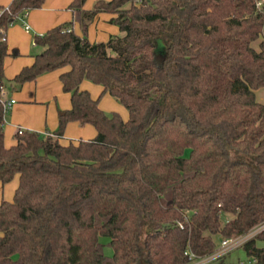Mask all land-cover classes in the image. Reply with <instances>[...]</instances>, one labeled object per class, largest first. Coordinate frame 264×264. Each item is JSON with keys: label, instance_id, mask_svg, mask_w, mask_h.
Instances as JSON below:
<instances>
[{"label": "trees", "instance_id": "obj_1", "mask_svg": "<svg viewBox=\"0 0 264 264\" xmlns=\"http://www.w3.org/2000/svg\"><path fill=\"white\" fill-rule=\"evenodd\" d=\"M43 1L0 12L2 87L6 31ZM84 1L68 6L82 35L72 23L35 35L41 51L10 80L66 68L71 106L58 130L16 132L5 147L0 101V182L18 175L13 200L0 202V264H193L216 251V236L257 229L241 247L264 264V0ZM99 12L123 36L89 42ZM83 80L128 119L103 112ZM69 121L95 136L61 144Z\"/></svg>", "mask_w": 264, "mask_h": 264}, {"label": "crops", "instance_id": "obj_2", "mask_svg": "<svg viewBox=\"0 0 264 264\" xmlns=\"http://www.w3.org/2000/svg\"><path fill=\"white\" fill-rule=\"evenodd\" d=\"M11 1L12 0H0V12L3 8L7 7ZM70 2H71V0H44L42 5L39 8L32 9V10L28 11L26 16L24 17L26 24L29 26L28 30H25L23 25L19 26L16 23H12L11 25H9V27L6 31L7 55L3 59V78H4L3 82H4V86L3 87L0 86V100H9V99L14 100L16 93L18 91H22V89H24L26 85H29L28 86V87H30V93L29 94L31 95L32 99H34L35 101L39 97L41 98L42 94H47V91L45 90V88H43V92H42V85H40L41 84L40 80L42 79V77H39L38 79L33 80L34 83L31 82L30 84H28L25 82V83H22L21 85L13 84L10 80H12V78L23 67L31 65L33 60H34V55L41 51V48L39 46L35 45V43L33 41V37L35 35H42L44 32H46L50 28L55 27V26L60 25V24H66V23H72L71 27L74 30V32L78 35H81L79 24H78V22L73 20L72 12L68 8ZM98 15L99 14H96L94 16L93 20L90 22V23L95 22V29L96 30L103 31L105 34H109V37L113 36V35L123 36L124 33L121 32L118 28L116 30V26H113L112 24H110L109 23L110 21L107 22L108 21L107 19H106L107 21L104 20L105 18H107V16L98 17ZM113 16H114L113 14L109 13L108 19L112 18ZM17 39H22L24 41V45L25 44L29 45V46H27L28 47L27 50H32V51L31 52L29 51V53L27 55H25L26 53H24V51L21 50L20 45L17 44V42H16ZM11 51L14 52L15 54H13ZM10 52H11V54H9ZM56 70L58 71V78H59L60 73L63 72L64 70H66V68H61V69H56ZM59 83H60L59 85H61L60 80H59ZM83 84L85 86H87V84H85V82L83 80L80 84V89L86 90L83 87ZM31 85H33V86H31ZM58 87L59 86L56 84L55 88L57 90L53 91L52 97L49 98L48 99L49 101L46 103L48 112H50V109L52 108V112H53L52 114L53 115H55V114L59 115L60 110H67L68 109L67 105H65V104L61 105L60 101L58 103L57 99L60 96V94L58 92V90H59ZM86 88H88V86ZM66 93H68V92H66ZM255 93H256L257 100L264 104V87L257 89ZM69 96H70V94H69ZM19 97H20V95H19ZM52 98L54 99L53 101H52ZM23 106L24 105H22V104H17L15 101L12 103L10 108L4 114L3 130H4L5 124H9V122L12 123L15 120V118H17L18 113L21 112ZM73 123H78V122L74 121ZM70 125H71V123H69L67 127H69ZM85 125H87V124H85ZM13 127L15 129L19 128L18 125H15V126L13 125ZM28 128H31V130H36L37 132H39L41 134H52L50 131L48 132L49 129L47 130L46 127L35 126V127H28ZM26 130H28V129H26ZM90 131L91 130H88L86 133V135H88L87 138H89V139H91V136H93V133H94L93 132L90 134L89 133ZM95 134H96V131H95ZM4 138H5V135H4ZM62 138L63 137L61 136V138L59 139V142L61 144L65 145V144L72 142V141H63ZM78 138H85V135L82 136L81 134H79ZM3 142H4L5 147H9V146L15 144V139L13 140V143L9 146H7L5 144V139H3ZM17 180H18V175L16 174L13 177V182H12L13 186L15 185V182ZM9 185H11V184H9ZM12 187L4 185V187H3L4 199L2 198L0 200V202L2 200L11 202L10 201L11 200L10 199V192H11ZM257 245L259 247H264V240L258 241ZM244 253L246 255L247 260L250 262V264H252L245 251H244ZM244 261L245 260H243L241 257L238 256L236 258L233 256V254H231V252H229V253H227V255L225 254L224 256H221L212 262H214L213 264H242V263L245 264Z\"/></svg>", "mask_w": 264, "mask_h": 264}, {"label": "rangeland", "instance_id": "obj_3", "mask_svg": "<svg viewBox=\"0 0 264 264\" xmlns=\"http://www.w3.org/2000/svg\"><path fill=\"white\" fill-rule=\"evenodd\" d=\"M97 1H99V0H85L83 3V8L85 10H91ZM102 1H109V0H102ZM26 14H25V16H26ZM97 14H99L98 17L107 16V18H105L104 20L107 19L108 21L107 20L106 21L109 22V20H110V19H108L109 13L99 12ZM13 23H16L17 25L22 26L23 20L21 18H18ZM110 24H112V23H110ZM112 25L116 26L115 24H112ZM117 28L118 27L116 26V30H117ZM80 31H81V29H80ZM81 35H82V32H81ZM84 35L87 38V40L91 43L106 42L109 38V34H105L103 31H98L95 29V22L88 24V26L86 27ZM261 40L262 39H259L256 42H254L253 47H255L256 49H259V43ZM16 42L18 45H20L21 50L24 51V53H26L25 55H27L29 53V51L30 52L32 51V50H27V48H28L27 46H29V45H26V44L24 45V41L22 39H17ZM11 52L9 54H11ZM39 77H42V79L40 80V82H41L40 85H42V92H43V88H45V90L47 91V94L49 96L47 94H42L41 98L39 97L35 101L34 99H32L31 95L29 94L30 93V87H28L29 85H26L25 88L22 89V91H18L16 93V95L14 97V101L17 104H22L24 106H23L21 112L18 113L17 118H15V120L12 123L9 122V124L4 125V135H5L4 139H5V144L7 146H9L13 143L14 134H15V132H17V129H18V128L15 129L13 127V125L14 126L18 125L19 128L22 130H26V129L31 130V128H28V127H35V126L46 127L47 130L49 129L48 132L50 131L51 133H54L58 130V128H59L58 114L53 115L52 114L53 113L52 108L50 109V112H48L47 106H46V103L49 101L48 99L51 98L53 95V91L57 90L55 88L56 84L59 86L58 92L60 94L59 98L57 99L58 103L60 101L61 105H64V104L67 105L68 109L71 106L69 94L64 92L62 90V86L59 85L60 83H59L57 70L45 72V73L39 75L36 79H38ZM31 82L34 83L33 80L32 81H26V83H28V84H30ZM84 82H85V84H87L88 88H86L87 86H85L84 84H83V87L88 91V93L90 94V96L93 99L97 100L98 106L103 112H105L106 114L117 113L122 119H124V120L128 119L129 114H128L127 109L124 107V105L121 104L113 96H111L108 92L103 91L101 85L92 83L88 80H84ZM31 86H33V85H31ZM19 95H20V97H19ZM53 100L54 99L52 98V101ZM61 111H64V110H60V112ZM73 122L74 121H69L66 124V126L63 130V133H62V137H63L62 140L63 141H72V143H78L79 141H86L89 139V138H87L88 135H86L88 130H91L89 132L90 134L94 132L93 136H91V138L94 137L95 129L92 125H90V124L82 125V124L73 123ZM69 123H71V125L69 127H67ZM31 131H36V130H31ZM79 134H81L82 136L85 135V138H78ZM12 182H13V178L4 184L0 182V200L2 198L4 199V189H3L4 185L12 187L13 186ZM9 184H11V185H9ZM17 185H18V180L15 182V185L11 189V192H10V199L11 200L10 201L13 200ZM252 234H254V233H252ZM102 240H103V242L106 241L105 238H102ZM222 240L223 239L220 236L215 237L217 249L221 247ZM104 252H105V254L109 255L111 253V249L106 246L104 248ZM231 254H233V256L236 258L238 256L241 257L243 260H245L244 261L245 264H250V262L246 258V255L244 253L243 248L238 247V248L232 250ZM197 261L199 262L200 259H198ZM198 262L194 263V264H198ZM213 263L214 262H210L207 264H213Z\"/></svg>", "mask_w": 264, "mask_h": 264}, {"label": "built area", "instance_id": "obj_4", "mask_svg": "<svg viewBox=\"0 0 264 264\" xmlns=\"http://www.w3.org/2000/svg\"><path fill=\"white\" fill-rule=\"evenodd\" d=\"M24 17H25V15L23 17H21V19L23 20V27L25 30H28L29 26L25 23ZM0 101L3 105L5 112L10 108V106L14 102L13 99L0 100ZM22 131L23 130L20 128H18V130H17L18 133H21ZM258 231H259V229L252 232V233H254V234L251 233L252 235L249 234L247 236L224 238L221 242V247L216 249V251L212 255L201 258L199 262L197 260H195L193 262V264L197 263V262H198V264H207V263H210V262L216 260L217 258H219L221 256H224L225 254L231 252L232 250H234L238 247H241L248 239L252 238ZM186 253H189V252H186ZM189 256H190V258H193L194 254L189 253Z\"/></svg>", "mask_w": 264, "mask_h": 264}]
</instances>
